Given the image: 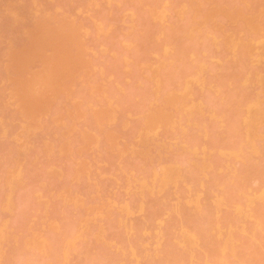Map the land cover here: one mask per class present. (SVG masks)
<instances>
[{"label":"rangeland","instance_id":"obj_1","mask_svg":"<svg viewBox=\"0 0 264 264\" xmlns=\"http://www.w3.org/2000/svg\"><path fill=\"white\" fill-rule=\"evenodd\" d=\"M2 1L0 26L12 21L8 14L15 25L13 39L0 29L5 52L3 56L0 51V67L6 74L14 62L6 53L17 47L20 51V39L27 38V29L17 27L18 19L27 20L26 12V24L39 22L33 19L40 12L36 20L50 13L64 17L59 22L77 19L72 28L79 26L73 31L81 44L71 40L74 56L69 51L68 57L74 61L64 57L73 61L65 62L70 64L66 70L56 67L53 47L42 50L46 56L53 54L49 60L54 65L33 50L35 55H29V50V56L42 59L32 58L33 67L23 65L32 67L24 70L29 71L27 80L16 60V70L25 75L14 77L29 81L19 85L25 90L28 86L29 95L15 91L20 81L2 70L0 106L6 109L0 107V264H264V0H12L21 17L7 8L6 2L13 5L9 0ZM65 23L57 24L62 33L72 25ZM50 24L41 25V33L50 32ZM12 40L19 42L13 46ZM49 65L63 72L55 75ZM71 66L79 74L69 73ZM61 77L67 79L66 88ZM25 107L31 108L25 113ZM118 113L124 117L118 119Z\"/></svg>","mask_w":264,"mask_h":264},{"label":"bare ground","instance_id":"obj_2","mask_svg":"<svg viewBox=\"0 0 264 264\" xmlns=\"http://www.w3.org/2000/svg\"><path fill=\"white\" fill-rule=\"evenodd\" d=\"M3 1H4V0H3ZM3 1H2V2H3ZM11 1H12V0H9V2H11ZM28 1H30V0H28ZM34 1H35V0H34ZM38 1H39V0H38ZM45 1L47 2V0H45ZM48 1H50V0H48ZM60 1L63 2L62 0H60ZM66 1H67V0H66ZM74 1H75V0H74ZM82 1H83V0H82ZM84 1H86V0H84ZM84 1H83V2H84ZM105 1H106V0H105ZM4 2H6V1H4ZM18 2H19V1H18ZM72 2H73V0H72ZM75 2H76V1H75ZM143 2H144V1H143ZM247 2H248V1H247ZM6 3L8 4V7H7V8H9V10H13L14 8H17V7L14 5V3H12V2H11V4H13L14 6H13V5L11 6L8 2H6ZM6 3H4V4H6ZM25 3H26V1H25ZM27 3H28V2H27ZM29 3H32V2H29ZM37 3H38V2H36L35 5H37ZM42 3H44V2H42ZM48 3H49V2H48ZM55 3H57V2H55ZM59 3H60V2H59ZM59 3H58V4H59ZM63 3H64V2H63ZM76 3H78V2H76ZM85 3H87V1H86ZM99 3H100V2H99ZM112 3H113V2H112ZM249 3H250V2H249ZM254 3H255V2H254ZM1 4H3V3H1ZM19 4H20V3H19ZM22 4H23V3H22ZM50 4H51V3H50ZM50 4H49V5H50ZM65 4H66V3H65ZM65 4H64V5H65ZM70 4H71V3H70ZM72 4H73V3H72ZM90 4H91V3H90ZM150 4H151V3H150ZM252 4H253V3H252ZM29 5H30V4H29ZM39 5H40V3H39ZM39 5H38V6H39ZM44 5H46V4L44 3ZM44 5H42V6H44ZM47 5H48V4H47ZM47 5L45 6V8H46V7L48 8ZM53 5H57V4H53ZM66 5H67V4H66ZM79 5H80V4H79ZM99 5L101 6V4H99ZM152 5H153V4H152ZM0 6H1V5H0ZM20 6H21V5H20ZM22 6H25V5H22ZM22 6H21V7H22ZM32 6H33V4H32ZM42 6H41V7H42ZM59 6H60V5H59ZM72 6H73V5H72ZM76 6H78V5H76ZM80 6H81V5H80ZM83 6H85V4H83ZM83 6H82V11L84 12V10H83V9H84ZM106 6H107V5H106ZM111 6H112V5H111ZM111 6H110V7H111ZM28 7H29V6H28ZM33 7H34V6H33ZM33 7H32V8H33ZM41 7H40V8H41ZM49 7H53V6H49ZM62 7H63V6H62ZM62 7H61V8H62ZM64 7H65V6H64ZM64 7H63V8H64ZM92 7H93V6H92ZM101 7H102V6H101ZM108 7H109V6H108ZM110 7H109V8H110ZM253 7H254V5H253ZM12 8H13V9H12ZM22 8H24V7H22ZM22 8H21V9H22ZM43 8H44V7H42V9H43ZM45 8H44L43 10H45ZM85 8H86V6H85ZM137 8H138V7H137ZM141 8H142V7H141ZM49 9H50V10H53L54 8H53V9L49 8ZM70 9H71V8H70ZM92 9H94V8H92ZM101 9H102V8H101ZM120 9H121V8H120ZM0 10H3V8H2V9L0 8ZM7 10H8V9H7ZM14 10H15V12H17L16 16H18V15L20 16V13H21V12H19L18 9H17V11H16V9H14ZM19 10H20V7H19ZM22 10H23V9H22ZM24 10H26V9L24 8ZM24 10H23V11H24ZM35 10H36V9H35ZM37 10L39 11V9H37ZM40 10H41V9H40ZM89 10L92 11L91 9H89ZM95 10H96V9H95ZM116 10H117V9H116ZM210 10H211V9H210ZM217 10H218V9H217ZM225 10H226V9H225ZM23 11H22V12H23ZM61 11L64 13V10H63V9H62ZM141 11H143V10H141ZM74 12H75V11H74ZM74 12H73V14L77 15V13H74ZM86 12H87V10H86ZM108 12H109V11H108ZM212 12H213V11H212ZM220 12H221V11H220ZM247 12H248V11H247ZM251 12H252V11H251ZM31 13H32V12H31ZM31 13H30V14H31ZM41 13H42V12H40V14H41ZM60 13H61V12H60ZM71 13H72V10H71ZM115 13H116V12H115ZM254 13H255V12H254ZM1 14L4 15L2 11H1ZM6 14H7V13H6ZM40 14H37L35 17L38 18L39 16H41ZM52 14H53V13H50V15L48 14V16L51 17V18H49L48 16H47V17L45 16V17L42 19V21H41V20H36L37 18H36V19H33V20H35L34 22L39 21V22H36L37 24L41 22L40 25H37L36 23H35V24H32L33 21L30 20L31 18H29V20L32 21L31 24H32L33 26H32L30 23L26 24V23H27L26 21H28V18H27V17H28V14H27V12H26L27 17L25 16L27 20H25L24 22L22 21V20H23L22 18H20V19L17 20V27H18V26L21 27V26L23 25V26L27 29V34H26V37H27V38H26V40L24 41L25 38H22V36L24 37V35H20V37H21L22 39L18 38V39H20V40L23 41V42H21L22 47H23L24 45H25V46L22 48L20 45H18V46H20V51H19V47H17V48H13V50L11 49L9 52L6 53V55L8 54V57L11 58L15 63L17 62L16 60H18V63H17V65L19 64L18 68L21 66V67L19 68V70H23V71H24L25 69L27 70V68H32L33 66H32L31 62H32L33 60L35 61V58H38V57H40V56H42V55L44 56V55L46 54V53L43 52L44 50H42V49H44L45 47H46V48H45V52H46V50L48 51L50 48H51L50 51L53 50V48H54V50H53L52 52H54V51L56 50L55 53H53V54H55V55L58 54L57 49H58V48H59V49L61 48V50H58V51L60 52L58 55L55 56V55L52 54L53 57H54V59L57 57V59H56L55 62H56L57 65H59V66H57L56 63H55V65H56V67H59V68H61V69L65 68V70H66V67H68L67 69H69L70 64H68L69 66H66L67 64H66L65 62H67L66 60H68L69 57H70L71 55L74 56V55H73V51L75 50V48L73 47L74 45L72 44L71 40H72V39H75V40H72L73 42H75V43H74L75 45L78 43V41H79V43H80V40H79L80 38L78 37V33H77V32L79 31V30H77V29L79 28V26L77 25V27H78V28L76 27L77 29L72 28V27H73V24H74V27L76 26V24H78V23H76L77 19H76V21H75L76 24L73 23L74 21H73L72 19H71V20H72L73 22H72L71 20H69V19H66V17H65V21H64V20H60V22L62 23V25H65V24H66V23H65L66 21H67V24H68V25H69V24H72V25H70V27L67 26V25L64 26V29H66L67 27H68V28L65 30L66 32L63 31V33H62V32H61V31L63 30V28H61L62 26H60V25L58 26L57 24H61L58 20H59L60 18L63 19L64 17H59V16H57V14H56V15L53 14L54 17H52ZM80 14H81V13H80ZM111 14H112V13H111ZM242 14H243V13H242ZM8 15H9V17L12 19V21H13L14 17H12V15L10 16V14H8ZM8 15H7V16H8ZM21 15H22V13H21ZM33 15H34V13H33ZM46 15H47V14H46ZM90 15H91V12H90ZM7 16H6V17H7ZM29 16H30V15H29ZM43 16H44V14H42V17H43ZM60 16H62V13H61ZM77 16H78V15H77ZM79 16L81 17V15H79ZM86 16H87V15L84 16V20H85ZM107 16H108V15H107ZM2 17H3V16H2ZM9 17H7V19H8V20H6L7 22L10 20ZM20 17H21V16H20ZM32 17H33V16H32ZM57 17H58V19H56ZM93 17H94V16H93ZM96 17H97V15H96ZM102 17H103V16H102ZM18 18H19V17H18ZM23 18H24V17H23ZM40 18H41V17H40ZM40 18H39V19H40ZM48 18L51 19L50 22H49V19H48ZM52 18L56 20V21H55L56 23H57V21H58V23L55 24V23H54V20L52 21ZM69 18H70V17H69ZM76 18H77V17H76ZM78 18H79V17H78ZM82 18H83V16L81 17V19H82ZM112 18H113V17H112ZM238 18H239V17H238ZM244 18H245V17H244ZM247 18H248V17H247ZM0 19H1V16H0ZM5 19H6V18H5ZM21 19H22V20H21ZM44 19H46V20H44ZM81 19H79V20H81ZM87 19H88V16H87ZM99 19H102V20H103V18H99ZM149 19H150V18H149ZM1 20L3 21V19H1ZM1 20H0V22H1ZM15 20H16V19H15ZM19 20H20V22H19ZM47 20H48V21H47ZM104 20H105V17H104ZM240 20H241V19H240ZM12 21L10 20L9 23H8V25H5V23H4V28L2 27L3 25H2V23H1L2 26H0V29H1V27H2L3 31L6 29L4 33H8L6 37L2 34L5 38H7L8 35H10V36L8 37L9 39L12 38V36H11L10 33H12V30H13L12 27L15 26V25L12 26V24H14ZM46 21H47V23L49 22L48 24H50L51 22H53L55 25L52 26V25H53V23H52V24H50V27H53V28L56 29V30L59 29V31H58V30L55 31L54 29H52V28H50V27H47L48 30H50V32H49V31L47 32V31H46L47 29H46V27H45L46 30H45V31L42 30V33H41L40 28H41L43 25H44V26H48L47 23L45 24ZM69 21H70L71 23H70ZM88 21H89V19H88ZM105 21H106V20H105ZM236 21H237V20H236ZM250 21H251V20H250ZM4 22H5V21H4ZM42 22H43V24H42ZM63 22H64V23H63ZM68 22H69V23H68ZM85 22H86V21H85ZM89 22H90V21H89ZM102 22H103V21H102ZM10 23H11V26H10ZM148 23H149V22H148ZM150 23H151V22H150ZM237 23H238V21H237ZM6 24H7V23H6ZM18 24H20V25H18ZM29 24H30L32 27H31ZM84 24H85V23H84ZM107 24H108V23H107ZM107 24H106V25H107ZM242 24H243V23H242ZM25 25H26V26H25ZM41 25H42V26H41ZM56 25H57V27L55 28ZM103 25H104V24H103ZM8 26H9V28H10V32H9V28H6V27H8ZM29 26H30V27H29ZM34 26H35V27H34ZM40 26H41V27H40ZM86 26H88V25H86ZM90 26H92V25H90ZM96 26H97V24H96ZM17 27H16V29L18 30L19 27H18V28H17ZM39 27H40V28H39ZM58 27H60V28H58ZM80 27H81V26H80ZM88 27H89V26H88ZM104 27H105V25H104ZM156 27H157V26H156ZM33 28H35V29L38 28V29H37V31L39 30L38 33H37V32L34 33V31H33L34 29H33ZM71 28H72V29H71ZM105 28H106V27H105ZM105 28H104V29H105ZM114 28H115V27H114ZM2 29H1V30H2ZM14 29H15V27H14ZM43 29H44V28H43ZM51 29H52V30H51ZM60 29H61V31H60ZM68 29H70L71 31H70V30L68 31ZM79 29H80V28H79ZM92 29H95V27H94V28L92 27ZM7 30H8V32H7ZM20 30H23V28H21ZM73 30H75V31H77V32H75V31H73ZM154 30H155V29H154ZM158 30H159V29H158ZM15 31H16V30H15ZM15 31H14V32H15ZM35 31H36V30H35ZM72 31H73V32H72ZM93 31H94V30H93ZM93 31L91 30L90 32H93ZM159 31H160V30H159ZM18 32H19V30H18ZM22 32H23V31H22ZM25 32H26V30H25ZM55 32H57V33H55ZM59 32H61V33H59ZM70 32H71V34H70ZM111 32H112V31H111ZM155 32H156V31H155ZM50 33H51V34H50ZM52 33H55L54 36H53ZM65 33H66V34H65ZM72 33H73V35L75 36V37L72 36V37H74V38L69 37V36L72 35ZM57 34H58V35L60 34L62 37H60V35L57 36ZM63 34H65V35H63ZM83 34H84V32H83ZM101 34H102V33H101ZM113 34H114V33H113ZM13 35H14V34H13ZM15 35H17V34L15 33ZM15 35H14L13 37H15ZM80 35H81V34H80ZM91 35H92V37H93L95 34L93 35V33H92V34L89 33L88 36H91ZM103 35H104V34H103ZM106 35H107V34H106ZM52 36H53L55 39H54ZM55 36L58 37L57 40H56V37H55ZM63 36H64V37L66 36L67 39H68V37H69V39L71 38L70 41H67V39H64ZM88 36H87V37H88ZM109 36H111V34H110ZM152 36H153V35H152ZM236 36H237V35H236ZM0 37H1V36H0ZM66 37H65V38H66ZM77 37H78L79 39H78ZM87 37H86V38H87ZM62 38H63L64 40H63ZM86 38H85V39H86ZM88 38H89V37H88ZM99 38H100V36H99ZM106 38H108V37H106ZM12 39H13V38H12ZM18 39H17V40H18ZM69 39H68V40H69ZM89 39H91V38H89ZM89 39L87 40V42L89 41ZM108 39H109V38H108ZM227 39H228V38H227ZM17 40H16V41H17ZM53 40H55V41L53 42ZM62 40H63V41H62ZM94 40H95V39H94ZM94 40H93V41H94ZM12 41H13V42H12L13 44L16 43V42H14V40H12ZM57 41H58V43H56ZM60 41H61L62 44L60 43ZM65 41H66V42H65ZM90 41H91V40H90ZM18 42H19V41H18ZM18 42L16 43V45L18 44ZM64 42H65V45H66L67 47H65ZM67 42H68V43L71 42V43H69L70 45H69V44L67 45ZM81 42H82V41H81ZM84 42H85V41H84ZM102 42H103V41H102ZM152 42H153V39H152ZM3 43H5V42L3 41ZM6 43H8V42H6ZM6 43H5L4 46H7ZM23 43H25V44H23ZM104 43H105V41H104ZM0 44H1V43H0ZM8 44H9V43H8ZM13 44H11V45H13ZM51 44H52V45L55 44V46L61 44V45H64V46L62 47V46L60 45L61 47H60V46H59V47L57 46V47H58V48H57V47H55L54 45L52 46ZM80 44H81V43H80ZM88 44H89V42H88ZM16 45L14 44L13 46H16ZM72 45H73V46H72ZM83 45H84V44H83ZM240 45H241V44H240ZM1 46H2V45H0V47H1ZM70 46H71L72 48H70ZM80 46H81V45H79V48H81ZM89 46H90V45H89ZM89 46H88V47H89ZM257 46H258V45H257ZM10 47L12 48V46H10ZM47 47H48V49H47ZM52 47H53V48H52ZM64 47H65V48H64ZM6 48H7V47H6ZM55 48H56V49H55ZM4 49H5V47H4ZM9 49H10V48H9ZM15 49H18V51H19L20 53H21V52L23 53V55L19 54V52H17V50H15ZM21 49H22V50H21ZM62 49H63V50L65 49V50L68 51V52H66V51H62ZM70 49L73 50V51H71ZM76 49H77V48H76ZM97 49H98V48H97ZM14 50H15V51H14ZM29 50H30V53H31V54H29ZM32 50L35 51V54H37L38 57H37V56L34 57L35 54L32 52ZM40 50H42V51H40ZM79 50L82 51V49H79ZM85 50H86V48H85ZM0 51H1V54L3 53L2 55L5 56V55H4V54H5L4 50L0 48ZM2 51H3V52H2ZM5 51H7V50H5ZM61 51H62V53H63L64 55L67 53V54H66L67 57H68V55H69L68 53H69V51H70V56H69L68 58L66 57V55L62 57V53H61ZM154 51H155V50H154ZM36 52H37V53H36ZM39 52H40V53L43 52L44 54H38ZM64 52H66V53H64ZM71 52H72V54H71ZM50 53H51V52H50ZM50 53H49V56L47 55L48 57H47L46 55L44 56V57L47 58L48 60H49V59L52 60V58H53V57L51 58L52 55H51ZM87 53H88V51H87ZM99 53H100V52H99ZM1 54H0V55H1ZM16 54H17V55H16ZM28 54H29V55L34 54V55H33V57H32V56H29ZM47 54H48V53H47ZM74 54H75V53H74ZM18 55H20L21 57H18ZM26 55H27V56H26ZM50 55H51V56H50ZM60 55H61V57H59ZM88 55H89V53H88ZM25 56H26V59H25ZM43 56H42V58L45 59ZM49 57H50V58H49ZM64 57L66 58L65 61H64V59H65ZM75 57H76V56H75ZM81 57H82V55H81ZM92 57H93V56H92ZM3 58H4V57H3ZM6 58H7V57H6ZM28 58H30L31 60L28 59ZM32 58H33V60H32ZM42 58H38V59H36V60L38 61L39 59H42ZM61 58H62V61H61V60H58V59H61ZM71 58H72V57H70V60H71ZM83 58H84V57H83ZM87 58H88V57H87ZM47 59H46V61H47ZM54 59H53V62H51V60H49V61L51 62V63H50L51 65H52V64L54 65ZM73 59H74V58H72V60H73ZM94 59H95V58H94ZM6 60H7V59H6ZM29 60H30V61H29ZM57 60L60 61V63H59ZM70 60H69V62H70ZM80 60H81V58H80ZM84 60H85V59H84ZM0 61H1V60H0ZM2 61H4V60L2 59ZM2 61H1V63L3 64ZM26 61H29V62H26ZM39 61H40V60H39ZM46 61L44 62V65H45ZM73 61H74V60H73ZM73 61H71L70 63H72ZM78 61H79V60H78ZM156 61H157V60H156ZM14 62H13L12 65H11V64H10V65H7V66H11V68H12V67L14 68V66H15V68H14V69H15V73H17V71H18V73L15 74L13 68H12V69H11V68H8V69H10V70H7V71H8V74H11L13 77H14V76H18V74L20 75L21 73H23L22 71L20 72L19 70H16V69H18V68L16 67V64L14 65ZM41 62H42V61H41ZM41 62H39V63H41ZM63 62L65 63V65L63 64ZM69 62H67V63H69ZM79 62H80V61H79ZM79 62H78V64H79ZM85 62H86V61H85ZM90 62H91V61H90ZM92 62H93V61H92ZM11 63H12V61H11ZM25 63H27V65H29V63H30V65H31L32 67H31V66H29V67H28V66H27V67H23V65L25 66ZM32 63H33V62H32ZM42 63H43V62H42ZM47 63H48V62H47ZM154 63H155V62H154ZM5 64H6V63H5ZM8 64H9V63H8ZM73 64H74V63H73ZM80 64H81V63H80ZM87 64H88V63H87ZM92 64H93V63H92ZM13 65H14V66H13ZM44 65H43V67H44ZM51 65H49L48 67L50 68ZM60 65H61V66H60ZM90 65H91V64H90ZM64 66H65V67H64ZM85 66L87 67V65H85ZM2 67H3V66L1 65V67H0V70H1V72H0V77H2L3 75H4V76H8V74H6L4 68H2ZM52 67H53V66H52ZM52 67H51L50 72H51V71H53V72H57L58 74L56 73L55 75H60V73L63 72L62 70H60V71H61V72H60V71H59V68H55V67H53V68H55V69H57V70H52V69H53ZM72 67L75 68L76 66H71L70 69H72V70H71V71L68 70V72L71 73V72H73V70H74V73L76 74L77 71H75V70H76L77 68H76V69H73ZM82 67H83V66H82ZM1 68H2V69H1ZM22 68H23V69H22ZM46 68H47V67H46ZM145 68H146V67H145ZM41 69H42V68H41ZM47 69H48V68H47ZM2 70H3L4 72H3ZM30 70H31V69H30ZM38 70H39V69H38ZM44 70H46V69H44ZM48 70H49V69H48ZM11 71H12L13 73H12ZM58 71H59V72H58ZM79 71H80V70H79ZM82 71H83V70H82ZM98 71H99V70H98ZM2 72L5 73V74H3ZM9 72H10V73H9ZM19 72H20V73H19ZM42 72H44V71H42ZM106 72H107V71H106ZM109 72H110V70H109ZM109 72H108V73H109ZM112 72H113V71H112ZM24 73H27V71H24ZM24 73H23V75H25ZM28 73H29V71H28ZM28 73H27V77H26V76L23 77L24 80H25V78H26V80H27V78H28ZM32 73L34 74L35 72H32ZM66 73H67V72H66ZM77 73H78V72H77ZM94 73H95V72H94ZM98 73H99V72H98ZM2 74H3V75H2ZM13 74H14V75H13ZM33 74H32L31 76H33ZM42 74H43V73H42ZM47 74H48V73H47ZM51 74H52V73H51ZM64 74H65V73H64ZM71 74H72V73H71ZM78 74H79V73H78ZM85 74H86V72H85ZM114 74H115V73H114ZM11 75H9V78H10ZM29 75H30V74H29ZM43 75H45V74H43ZM4 76L2 77L3 79H5ZM12 76H11V77H12ZM40 76H41V74H40ZM50 76H52V75H50ZM61 76L63 77V74H61ZM92 76H93V75H92ZM94 76H95V75H94ZM105 76H107V75H105ZM252 76H253V75H252ZM36 77H37V76H36ZM53 77H54V76H53ZM53 77H52V78H53ZM55 77H56V76H55ZM55 77H54V78H55ZM58 77H59V76H58ZM62 77H61V80H62V82H63ZM64 77L66 78V76H64ZM68 77H69V74H68ZM82 77H83V76H82ZM98 77H100V76H98ZM14 78H15V77H14ZM14 78H12L13 81H14ZM33 78H34V76H33ZM33 78H32V79H33ZM48 78H49V77H48ZM90 78H92V77L90 76ZM94 78H95V77H94ZM10 79H11V78H10ZM20 79H21V78H20ZM23 79H22L21 81L19 80V81H20V82H19V81L16 80V78H15L16 82H17V81L19 82V84H17V83L14 81V82L16 83V86H18V88H19V85H20V84H22V87L26 86V85H24V84H28L29 81H28L27 83H26V82L24 83V82H22ZM29 79H30V78H29ZM34 79H37V78H34ZM46 79H47V78H46ZM56 79H57V77H56ZM99 79H100V78H99ZM6 80H7V79H6ZM68 80H69V79H68ZM77 80H78V79H77ZM90 80H92V79H90ZM105 80H106V79H105ZM49 81H50V79H48L47 82H49ZM51 81H52V80H51ZM58 81H59L58 83L61 85V84H63L65 81H67V79H65L63 83H60V78H58ZM85 81H87V80H85ZM96 81H97V80H96ZM106 81H107V80H106ZM111 81H112V80H111ZM14 82H13V83H14ZM91 82H92V81H91ZM97 82H99V81H97ZM3 83H4V82H3ZM30 83H31V82H30ZM54 83H55V82H54ZM58 83L56 82L55 85H58ZM80 83H81V82H80ZM95 83H96V82H95ZM4 84H7V83L5 82ZM9 84H10V83H9ZM31 84H33V83H31ZM72 84H73V83H72ZM78 84H79V83H78ZM29 85H30V84H29ZM65 85H67V82L64 83L63 87H65ZM69 85H70V84H69ZM99 85H101V84H99ZM0 86L2 87L3 85L1 84ZM7 86H8V85H7ZM31 86H32V85H31ZM76 86H77V85H75V87H76ZM81 86H82V84H81ZM83 86H84V85H83ZM92 86H93V85H92ZM3 87H4V86H3ZM14 87H15V84H14ZM27 87H28V86H27ZM27 87H26V90H25V88H21V86H20V88H19V89H15V91H16V90L19 91L20 89H22V90H25V92H26V91H27ZM86 87H87V86H86ZM39 88H40V87H39ZM58 88H60V87H58ZM65 88H66V87H65ZM77 88H79V86H77ZM87 88H88V87H87ZM0 89H1V88H0ZM5 89L7 90V88H5ZM13 89H14V88H13ZM43 89H47V88H43ZM99 89H100V88H99ZM41 90H42V89H41ZM64 90H65V89H64ZM69 90H70V89H69ZM46 91H49V90H46ZM78 91H79V90H78ZM83 91H84V88H83ZM85 91H86V90H85ZM95 91H96V90H95ZM1 92H2V91H1ZM1 92H0V93H1ZM25 92H23V93H25ZM37 92H38V91H37ZM43 92H45V90H43V91L41 92L42 95H43ZM75 92H77V90H75ZM81 92H82V90H81ZM81 92L79 91V93H81ZM5 93H8V92H5ZM5 93L3 92V94H5ZM20 93H22V91H21ZM23 93H22V94H23ZM27 93H28V95H29L30 92L27 91ZM27 93H26L25 95H24V94H23V95H24V96H27ZM41 93H40V95H41ZM94 93H95V92H94ZM96 93H97V92H96ZM13 94H14V93H13ZM16 94H18V93H16ZM83 94H84V93H83ZM172 94H173V93H172ZM5 95H6V94H5ZM18 95H20V94H18ZM18 95H17V96H18ZM30 95H31V94H30ZM45 95H46V94H45ZM64 95H65V94H64ZM64 95H63V96H64ZM80 95H81V94H79V96H80ZM6 96H7V95H6ZM20 96H22V95H20ZM63 96H62V97H63ZM71 96H72V95H71ZM79 96H78V97H79ZM82 96H83V95H82ZM85 96H86V95H85ZM85 96H84V97H85ZM89 96H90V94H89ZM89 96H88V97H89ZM94 96H95V95H93V97H94ZM173 96H174V95H173ZM175 96H176V95H175ZM22 97H23V96H22ZM22 97H20V99H21ZM28 97H29V99H30V96H28ZM60 97H61V96H60ZM91 97H92V96H91ZM93 97H92V99L94 100ZM100 97H101V96H100ZM24 98H25V97H24ZM56 98H57V97H56ZM67 98H68V97H67ZM86 98H87V97H86ZM22 99H23V98H22ZM25 99H27V98H25ZM25 99H24V101H25ZM29 99H28V101H29ZM34 99H35V98H34ZM63 99H65V98H63ZM88 99H89V98H88ZM103 99H104V98H103ZM169 99H172V97H170ZM175 99H176V98H175ZM0 100H1V99H0ZM32 100H33V99H32ZM32 100H31V101H32ZM57 100H58V98H57ZM82 100H83V101L81 102V104L84 103V101H85L84 98H83ZM93 100L90 99V101H92V102H93ZM98 100H99V99H98ZM176 100H177V99H176ZM4 101H5V100H4ZM14 101H15V100H14ZM14 101H13V102H14ZM26 101H27V100H26ZM26 101H25V102H26ZM35 101H36V100H35ZM37 101H38V100H37ZM76 101H77V100H76ZM165 101H166V100H165ZM167 101H168V100H167ZM172 101H173V100H172ZM172 101H170V103H172ZM178 101H179V100H178ZM180 101H181V100H180ZM0 102H1V101H0ZM2 102H3V101H2ZM40 102H41V101H40ZM61 102H62V101H61ZM67 102H68V101H67ZM96 102H97V101H96ZM6 103H7V102H6ZM27 103H28V102H27ZM32 103H33V102H32ZM38 103H39V102H38ZM65 103H66V101H65ZM73 103H75V102H73ZM97 103L100 105L99 102H97ZM0 104H1V103H0ZM11 104H12V103H11ZM29 104H30V103H29ZM49 104H50V103H49ZM52 104H53V103H52ZM98 104H97V105H98ZM23 105L26 106L25 104H23ZM37 105H38V104H37ZM66 105H67V104H66ZM73 105H74V104H72V106H73ZM92 105H93V104H92ZM95 105H96V104H95ZM122 105H124V104H122ZM122 105H120V106H122ZM157 105H158V104H157ZM27 106H29V105L27 104ZM39 106H40V105H39ZM67 106H68V105H67ZM81 106H82V105H81ZM148 106H149V105H148ZM155 106H156V105H155ZM0 107L2 108V107H4V106L2 105V106H0ZM13 107H15V106H13ZM32 107H33V105H32ZM35 107H37V106H35ZM35 107H34V108H35ZM44 107H45V106H44ZM52 107H53V106H52ZM62 107H63V106H62ZM68 107H69V106H68ZM151 107H152V106H151ZM1 108H0V110H2ZM4 108H5V107H4ZM4 108H3V109H4ZM9 108H10V106H9ZM28 108H31V107H28ZM28 108H26V107H25V109L23 108V109H24V112H25L26 109H28ZM42 108H43V107H42ZM55 108H56V107H55ZM55 108H54V109H55ZM57 108H59L60 110L63 109V108H60V107H57ZM81 108H84V107H81ZM90 108H91V107H90ZM99 108H100V107H99ZM101 108H102V107H101ZM124 108H125V107H124ZM124 108H123V111H121V110H120V111H121V112H124ZM126 108H127V107H126ZM157 108H158V107H157ZM157 108H156V109H157ZM5 109H6V108H5ZM15 109H16V108H15ZM32 109H33V108H32ZM32 109H31V110H32ZM35 109H36V108H35ZM50 109H51V108H50ZM73 109H74V108H73ZM102 109H103V108H102ZM132 109H133V108H132ZM136 109H137V108H136ZM149 109H150V107H149ZM168 109H169V106H168ZM168 109H167V110H168ZM13 110H14V109H13ZM31 110H29V112H30ZM86 110H87V109H86ZM95 110H96V109H95ZM103 110H105V109H103ZM109 110H110V109H109ZM152 110H153V108H152ZM158 110H159V109H158ZM55 111L57 112V110H55ZM69 111H70V110H69ZM78 111H79V110H78ZM120 111H119V112H120ZM128 111H131V110L129 109ZM140 111H142V110L140 109ZM156 111H157V110H156ZM162 111H163V110H162ZM1 112H2V111H0V113H1ZM14 112H15V114H17L16 112L19 113L18 110H17V111H14ZM27 112H28V110H27ZM49 112L51 113V111H49ZM62 112H63V111H62ZM72 112H73V111H72ZM103 112H104V111H103ZM131 112H132V115H133V111H131ZM142 112H143V111H142ZM142 112H141V113H142ZM25 113H26V112H25ZM25 113H24V114H25ZM30 113H32V112H30ZM35 113H36V112H35ZM69 113H70V112H69ZM137 113H139V112H137ZM137 113H136V114H137ZM148 113H149V112H148ZM155 113H156V112H155ZM158 113H159V112H158ZM2 114H3V112H2ZM74 114H75V113H74ZM90 114H91V113H90ZM104 114H105V113H104ZM120 114H121V113H118V116H117L118 119L124 117V116H123V117H120V118H119ZM134 114H135V112H134ZM164 114H165V113H164ZM47 115H48V114H47ZM50 115H51V114H50ZM62 115H63V114H62ZM85 115L87 116V114H85ZM110 115H111V114H110ZM123 115H124V114H123ZM168 115H169V114H168ZM14 116H15V115H14ZM16 116H17V115H16ZM32 116H33V115H32ZM86 116H85V117H86ZM89 116H90V115H89ZM96 116H97V115H96ZM101 116H102V115H101ZM104 116H105V115H104ZM104 116H103V117H104ZM171 116H172V115H171ZM7 117H8V116H7ZM24 117H25V116H24ZM91 117H92V116H90V118H91ZM99 117H100V116H99ZM140 117H141V116H140ZM142 117H143V115H142ZM142 117H141V118H142ZM147 117H148V116H147ZM151 117H152V119H153V116H150L149 119H151ZM162 117H164V116H162ZM166 117H168V116L166 115ZM4 118H5V117H4ZM4 118H3V119H4ZM12 118H13V117H12ZM12 118H11L10 121H9L10 123H11V120H13ZM14 118H15V117H14ZM18 118H19V117H16V119H18ZM73 118H74V117H73ZM135 118H136V117H135ZM137 118H138V117H137ZM8 119H9V118H8ZM42 119H43V118L41 117V120H42ZM67 119H69V118L67 117ZM70 119H71V118H70ZM74 119H75V118H74ZM97 119H98V118H97ZM103 119H104V118H103ZM142 119H143V118H142ZM168 119H169V118H168ZM4 120H6V119H4ZM22 120H23V119H22ZM24 120H25V119H24ZM82 120L84 121V119H82ZM82 120H81V121H82ZM85 120H87V119H85ZM88 120H89V119H88ZM92 120H93V119H92ZM92 120H91V122H93ZM101 120H102V119H101ZM116 120H117V119H116ZM122 120H123V119H122ZM132 120H133V119H132ZM138 120H141V119H138ZM170 120H171V119H170ZM2 121H3V120H2ZM28 121H29V120H28ZM43 121H44V120H43ZM43 121H41V123L44 125ZM45 121H46V120H45ZM50 121H52V119H51ZM68 121H69V120H68ZM78 121H79V120H78ZM81 121H80V122H81ZM120 121H121V120H120ZM136 121H137V120H136ZM153 121H154V119H153ZM158 121H159V119H158ZM9 122H7V124H5V125L7 126V125L9 124ZM12 122H13V121H12ZM71 122H72V121H71ZM74 122H76V121H74ZM131 122H132V121H131ZM131 122H130V123H131ZM139 122H141V121H139ZM148 122H150V121H148ZM32 123H33V122H32ZM72 123H73V122H72ZM88 123H89V121H88ZM98 123H99V122H98ZM114 123H115V122H114ZM116 123H117V122H116ZM119 123H120V122H119ZM137 123H138V122H137ZM11 124H12V123H11ZM45 124H46V123H45ZM66 124H67V120H66ZM76 124H77V123H76ZM140 124H141V123H140ZM19 125H20V124H19ZM58 125H59V124H58ZM83 125H84V124H83ZM83 125H82V126H83ZM93 125H94V124H93ZM96 125H97V123H96ZM96 125H94V126H96ZM101 125H102V124H101ZM103 125H104V123H103ZM110 125H112V124L110 123ZM136 125H138V124H136ZM148 125H149V124H148ZM6 126H5V127H6ZM9 126H10V124H9ZM15 126H16V125H15ZM15 126H14V127H15ZM60 126H61V125H60ZM77 126H78V125H77ZM87 126H88V125H87ZM116 126H117V124H116ZM118 126H119V125H118ZM140 126H141V125H140ZM162 126H163V125H162ZM18 127H19V126H18ZM58 127H59V126H58ZM80 127H81V126H80ZM137 127H138V126H137ZM137 127H136V128H137ZM149 127H150V125H149ZM154 127H155V126H154ZM1 128H2V127H1ZM43 128H44V126H43ZM43 128H42V130H44ZM61 128H62V127H61ZM65 128H66V127H65ZM88 128H89V126H88ZM91 128H92V127H91ZM91 128H90V129H91ZM105 128H107V127H105ZM11 129H12V128H11ZM15 129H16V128H15ZM15 129H14V130H15ZM58 129H60V128H58ZM62 129H64V128H62ZM62 129H61V130H62ZM81 129H82V127H81ZM100 129H102V128H100ZM149 129H150V128H149ZM1 130H2V129H1ZM114 130H115V129H114ZM143 130H144V129H143ZM150 130H151V129H150ZM10 131H11V130H10ZM19 131H20V130H19ZM39 131H41V130H39ZM65 131H66V130H65ZM75 131H78V130L76 129ZM75 131H74V133H75ZM82 131H83V129H82ZM106 131H107V130H106ZM111 131H112V130H111ZM116 131H117V130H116ZM0 132H1V131H0ZM12 132H15V131H12ZM12 132H11V133H12ZM62 132H64V131H62ZM100 132H101V131H100ZM103 132H104V131H103ZM8 133H9V132H8ZM35 133H36V132H35ZM37 133H38V132H37ZM57 133H59V135L57 136V137H59L61 133H60V132H57ZM72 133H73V132H72ZM89 133H90V132H89ZM105 133H106V132H105ZM108 133H109V132H108ZM111 133H112V132H111ZM12 134H13V133H12ZM39 134H40V133H39ZM77 134H78V133L76 132V135H75V136H77ZM100 134H101V133H100ZM100 134H99V136H101ZM117 134H118V133H117ZM135 134H136V133H135ZM106 135H107V134H105V137H106ZM18 136H19V135H18ZM68 136H69V134H68ZM70 136H71V135H70ZM72 136L74 137V135H72ZM85 136H87V134H86ZM88 136H89V135H88ZM93 136H94V135H93ZM116 136H117V135H116ZM6 137H7V136H6ZM60 137H62V136H60ZM63 137H64V136H63ZM66 137H67V136H66ZM111 137H112V136H111ZM118 137H119V136H118ZM120 137H122V136L120 135ZM24 138H25V137H24ZM73 139H74V138H73ZM80 139H81V137H80ZM112 139H114V138H112ZM29 140H30V139H29ZM54 140H55V139H54ZM54 140L52 139V141H54ZM56 140H57V138H56ZM56 140H55V141H56ZM78 140H79V139H78ZM85 140H87V138H86ZM114 140H115V139H114ZM119 140H120V138H119ZM59 141H60V139H59ZM59 141L56 142V143H59ZM62 141H63V140H62ZM64 141H65V140H64ZM74 141H75V140H74ZM88 141H89V139H88ZM101 141H102V138H101ZM103 141H105V139H104ZM131 141H132V140H131ZM22 142H23V141H22ZM70 142H71V141H70ZM77 142H78V141H76V143H77ZM81 142H83V140H82ZM89 142H90V141H89ZM124 142H125V141H124ZM72 143H73V142H72ZM72 143H70V144H72ZM101 143H102V142H101ZM101 143H100V144H101ZM110 143H111V142H110ZM118 143L121 144L122 142H118ZM84 144H85V143H84ZM123 144H124V143H123ZM19 145H20V144H19ZM57 145H58V144H57ZM57 145H55V146H57ZM75 145H76V144H73V146H75ZM101 145H102V144H101ZM111 145H112V144H111ZM121 145H122V144H121ZM127 145H129V142H128ZM47 146H49V145H47ZM61 146H62V145H61ZM104 146H105V145H104ZM107 146H108V144H107ZM112 146H113V145H112ZM123 146H125V145H123ZM34 147H35V145H34ZM34 147H33V148H34ZM99 147H100V146H99ZM101 147L103 148V146H101ZM101 147H100V149H102ZM121 147H122V146H121ZM49 148H50V147H49ZM105 148H106V147H105ZM109 148H110V146H109ZM119 148H120V147H119ZM122 148H123V147H122ZM30 149H31V148H30ZM112 149H113V148H112ZM107 150H108V153H111L110 150H109L108 148H106L105 151H104V150H103V151L106 152ZM115 150H117V149H115ZM19 151H20V149H19ZM19 151H18V153H19ZM29 151H30V150H29ZM44 151H45V150H44ZM55 151H57L56 148H55ZM65 151H66V150H65ZM76 151H77V150H76ZM112 151L114 152V150H112ZM117 151H118V150H117ZM119 151H120V150H119ZM58 152H59V150H58ZM89 152H90V151H89ZM100 152H101V151H100ZM53 153H54V152H53ZM73 153H74V150H73ZM106 153H107V152H106ZM115 153H116V151H115ZM117 153H118V152H117ZM117 153H116V154H117ZM27 154H28V153H27ZM27 154H26V155H27ZM68 154H69V152H68ZM68 154H67V156H68ZM13 155H16V156H17V153H16V154H13ZM52 155H53V154H52ZM52 155H51V156H52ZM90 155H92V154H90ZM118 155H119V154H118ZM19 156H21V155H19ZM19 156H18V158L15 157V159H20ZM23 156H24V155H23ZM63 156H64V155H63ZM67 156H66V157H67ZM74 156H76V153H75ZM78 156H79V154H78ZM103 156H104V155H103ZM113 156H114V153H113ZM54 157H56V156H53V158H54ZM61 157H62V155H61ZM64 157H65V156H64ZM80 157H81V155H80ZM98 157H100V156H98ZM109 157H111V154H110ZM114 157H115V156H114ZM10 158H11L10 160H12V156H11ZM53 158H52V159H53ZM75 158H76V157H75ZM96 158H97V157H96ZM112 158H113V157H112ZM57 159L59 160V158H57ZM69 159H70V158H69ZM71 159H72V158H71ZM20 160H21V159H20ZM55 160H56V158H55ZM55 160H52V161H55ZM100 160H102V159H100ZM100 160H99V161H100ZM103 160H106V158H105V159L103 158ZM103 160H102V162H103ZM109 160H112V159H109ZM13 161H14V160H13ZM59 161H60V160H59ZM89 161L91 162V160H89ZM93 161H94V160L92 159V162H93ZM78 162H79V161H78ZM86 162H88V161H86ZM94 162H95V161H94ZM12 163H13V162H12ZM76 163H77V162H76ZM76 163H75V164H76ZM81 163H82V162H81ZM81 163H80V165H81ZM7 164H8V163H7ZM54 164H55V163H54ZM87 164H88V163H87ZM59 165H61V163H59L57 166H59ZM91 165H94V164L92 163ZM62 166H63V165H62ZM86 166H87V165H86ZM98 166H99V165H98ZM59 167H60V166H59ZM81 167H82V165H81ZM81 167H80V168H81ZM92 167H94V166H92ZM72 168H73V167H72ZM86 168H87V167H86ZM88 168H89V167H88ZM78 169H79V168H78ZM89 169H90V168H89ZM94 169H96V168H94ZM54 170H55V169H54ZM79 170H80V169H79ZM83 170H84V168H83ZM92 170H93V169H92ZM92 170H91V171H92ZM69 171H70V169H69ZM72 171L74 172V170H72ZM72 171H70L69 173H71ZM81 172L84 173V171H82V170H81ZM93 172L96 173V170H95V171L93 170ZM71 175H72V174H71ZM92 176H93V175H92ZM92 176H91V179H92ZM96 176H98V172L96 173ZM80 178H81V177H80ZM180 186H181V184H180L178 187H180ZM192 189H194V188L192 187ZM201 190H202V189H201ZM186 191H187V190H186ZM180 192H181V190H180ZM191 192H192V191H191ZM193 194H194V192H192L191 195H193ZM181 195H182V193H181ZM181 195H180V196H181ZM185 196H186V195H185ZM189 197H191V196H189ZM185 198H186V197H185ZM78 199H79V198H78ZM225 199H226V198H225ZM182 201H183V200H182ZM44 202H45V200H44ZM96 202H97V201H96ZM94 204H95V203H94ZM94 204H93V205H94ZM98 205L100 206V204H98ZM98 205H97V206H98ZM94 206H95V205H94ZM94 206H93V207H94ZM99 206H98V208H99ZM98 208H97V209H98ZM132 208H133V207H132ZM159 209H160V208H159ZM206 209H207V208H206ZM208 209H209V208H208ZM94 210H95V208L93 209V211H94ZM160 210H161V209H160ZM160 210H159V211H160ZM163 210H164V208H163ZM97 212H98V211H97ZM100 212H101V211H100ZM162 212H163V211H161V213H162ZM201 212H202V211H200V213H201ZM204 212H205V211H204ZM204 212H203V214H204ZM206 212H207V211H206ZM209 212H211V211H209ZM209 212H208V213H209ZM212 213H213V212H212ZM92 214H93V213H92ZM198 214H199V213H198ZM213 214H214V213H213ZM201 215H202V214H201ZM201 215H200V216H201ZM211 215H212V214H211ZM197 216H198V215H197ZM201 217H202V216H201ZM212 217H213V216H212ZM158 218H161V217H158ZM208 218H209V216H208ZM211 219H212V218H210V220H211ZM214 220H216V219L214 218ZM200 228H201V227H200ZM248 229H249V228H248ZM222 232H223V231H222ZM247 232H248V231H247ZM194 233H195V232H194ZM219 240H220V239H219ZM220 241H221V240H220ZM132 244H133V242H132ZM137 244H138V241L135 243V245H137ZM139 244H140V243H139ZM221 244H222V243H221ZM127 245L129 246V244H127ZM133 245H134V244H133ZM135 245H134V246H135ZM107 246H108V245H107ZM125 247H126V245H125ZM123 248H124V246H123ZM135 248H136V247H135ZM124 249L126 250V249H128V247H127V248H124ZM120 250H121V249H120ZM126 251H128V250H126ZM128 252H129V251H128ZM128 252H127V253H128ZM121 253H122V251H121ZM128 254H130V253H128ZM133 254H134V253H133ZM123 258H124V257H123ZM125 258H126V257H125ZM120 260H121V259H120Z\"/></svg>","mask_w":264,"mask_h":264}]
</instances>
